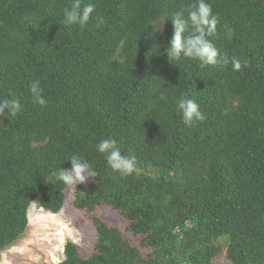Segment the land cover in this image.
Segmentation results:
<instances>
[{"label":"trees","instance_id":"1","mask_svg":"<svg viewBox=\"0 0 264 264\" xmlns=\"http://www.w3.org/2000/svg\"><path fill=\"white\" fill-rule=\"evenodd\" d=\"M206 2L226 65L165 54L170 19L198 0H0V102L20 104L0 114V260L36 202L91 230L60 264H264V0ZM77 3L95 11L65 25ZM185 98L204 120L184 123ZM109 138L132 174L98 152ZM72 156L94 172L76 187L54 175Z\"/></svg>","mask_w":264,"mask_h":264},{"label":"clouds","instance_id":"2","mask_svg":"<svg viewBox=\"0 0 264 264\" xmlns=\"http://www.w3.org/2000/svg\"><path fill=\"white\" fill-rule=\"evenodd\" d=\"M94 11L93 4H87L81 8L77 3L71 10H65L62 23L84 26L89 22ZM170 20L174 27V34L169 46L166 48L165 54L168 60L169 58L175 60L191 58L198 60L201 66H214L220 63L226 65L229 63V59L226 56H221L218 49L207 38L214 33L218 18L213 14L211 5L206 0H198V3L188 11L187 19L184 18V12L179 11ZM231 64L236 71H239L242 67L241 61L234 57L231 59ZM244 66H247L246 60ZM31 92L40 105L46 103L41 95L42 89L39 82H33ZM177 108L187 125L205 119L199 105L193 99H181L177 104ZM19 111L20 104L18 101L4 100L0 102V114L15 116ZM97 150L101 154H106L107 164L113 171L123 176L136 171L135 157L122 154L116 140L109 138L100 141ZM69 161L71 163L69 170L61 168L58 173H54L60 181L76 187V185L84 184L88 179L93 178L94 172L90 163L78 156H72ZM33 204H36V202H33Z\"/></svg>","mask_w":264,"mask_h":264},{"label":"rangeland","instance_id":"3","mask_svg":"<svg viewBox=\"0 0 264 264\" xmlns=\"http://www.w3.org/2000/svg\"><path fill=\"white\" fill-rule=\"evenodd\" d=\"M104 212L108 222L120 225L115 215L111 216L108 210ZM80 222L83 220L70 214L65 207L59 214L52 215L32 204L25 234L3 251L0 264H60L64 260L66 243L84 247L93 242L91 230L83 224L80 226Z\"/></svg>","mask_w":264,"mask_h":264}]
</instances>
